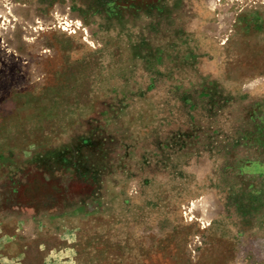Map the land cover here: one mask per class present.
I'll return each mask as SVG.
<instances>
[{"label": "rangeland", "instance_id": "374dc122", "mask_svg": "<svg viewBox=\"0 0 264 264\" xmlns=\"http://www.w3.org/2000/svg\"><path fill=\"white\" fill-rule=\"evenodd\" d=\"M0 264H264V0H0Z\"/></svg>", "mask_w": 264, "mask_h": 264}]
</instances>
